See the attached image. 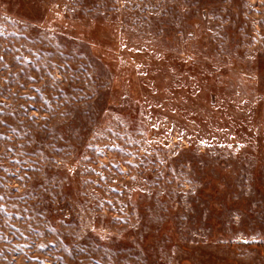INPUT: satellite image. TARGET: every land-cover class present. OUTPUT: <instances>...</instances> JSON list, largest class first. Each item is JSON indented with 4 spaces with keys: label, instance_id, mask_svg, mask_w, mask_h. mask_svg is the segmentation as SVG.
<instances>
[{
    "label": "rangeland",
    "instance_id": "obj_1",
    "mask_svg": "<svg viewBox=\"0 0 264 264\" xmlns=\"http://www.w3.org/2000/svg\"><path fill=\"white\" fill-rule=\"evenodd\" d=\"M0 264H264V0H0Z\"/></svg>",
    "mask_w": 264,
    "mask_h": 264
}]
</instances>
